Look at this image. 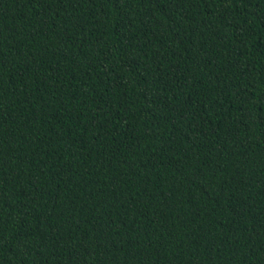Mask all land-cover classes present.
Instances as JSON below:
<instances>
[{
	"label": "trees",
	"instance_id": "1",
	"mask_svg": "<svg viewBox=\"0 0 264 264\" xmlns=\"http://www.w3.org/2000/svg\"><path fill=\"white\" fill-rule=\"evenodd\" d=\"M0 264H264V0H0Z\"/></svg>",
	"mask_w": 264,
	"mask_h": 264
}]
</instances>
